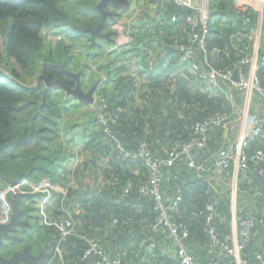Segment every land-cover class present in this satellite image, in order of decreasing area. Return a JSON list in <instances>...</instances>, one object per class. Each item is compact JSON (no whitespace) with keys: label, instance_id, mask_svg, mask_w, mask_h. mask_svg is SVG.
<instances>
[{"label":"trees","instance_id":"obj_1","mask_svg":"<svg viewBox=\"0 0 264 264\" xmlns=\"http://www.w3.org/2000/svg\"><path fill=\"white\" fill-rule=\"evenodd\" d=\"M67 1L70 0H0V179L8 182L18 176L32 180L49 177L53 182L66 187L67 200L61 202L62 195L56 193V199L48 211L53 215L52 219L63 215L65 210L74 213L75 234L67 237L66 241L61 243V255L54 256L58 230L54 225H44L38 222V215L35 213L37 208L31 207V204L27 205L30 199L28 200L29 195H26L23 196L20 206L26 205L28 210L34 209L32 212L34 223L24 231L17 226L14 234L12 233L13 235L17 233L15 239L9 246L4 245L10 248L17 243H22L28 245L34 253L41 250L43 257L40 264H92V259L82 260L87 245L79 238L82 235H90L112 260H119V264H178L176 260L172 261L161 254L154 255L152 252H142L132 259L131 263L128 262L127 255L123 253H109V246L114 248L119 243L125 245V241L128 239L127 233L130 230L136 232L144 225V221L151 223L156 217L153 200L142 196L138 191L139 186L148 182L149 167L143 160H125L117 146L120 144L125 151L132 152L141 143H146L152 156L162 160L168 157L174 143H181L191 138L192 125L195 122L203 121L218 113H229V103L223 96H210L207 91H202L200 89L204 82L202 77L199 74L189 73L182 63L179 65L177 54L171 59H168V55L158 56L159 58L156 59L157 70L163 67L162 63L165 60L173 65L172 71L164 70L165 76L162 78L155 76L154 71L151 72L148 65L142 64L140 66L142 68L141 75L149 73L143 80L140 77L128 78L127 75H122L121 71H124V65L121 64L113 68V62L109 61L106 65L99 66L100 70L106 72L109 79L99 80L96 93L102 94L105 98L102 114L108 119L110 133L117 138L118 143L110 140L109 135L104 133V126L92 111H89L92 112V119L83 113L81 122L79 121L77 125L70 124L69 121H66V113L71 110L80 112L81 109H88L90 105L83 101L72 104V100L75 98L72 95H66L61 99L60 94H66V91L59 86H51L44 92L45 81L43 79L40 82L37 81V68H39L40 73L49 81L59 79L68 86L74 85L75 79L65 71H73L67 67L69 63L60 64L52 60L53 57H50L48 51L47 54H44L45 32L50 27H60L68 23L67 13L58 6L59 3ZM219 7V3L211 0V17L212 12L218 11ZM247 17L250 19L249 22L255 20L253 13L248 14ZM100 19L99 14V19L96 18L92 25L81 27L94 28L101 21ZM108 20L113 23L111 18ZM210 23L206 37L207 60L204 59V53L198 51L194 61L203 73L209 72L211 69L226 71L232 68L233 61L240 50L231 46L229 57H226L223 50H220L218 57L225 58L223 63H218L219 58L215 61L211 60L209 50L214 47L223 48L224 38L220 36L225 31L218 27L216 29ZM106 24L109 25L108 22ZM76 26L80 25L73 21L65 31L66 37L71 42H78L84 38L83 35H86L90 39L88 44L97 45L98 43L100 45V39L108 43L100 36L90 38L88 32H81ZM185 31L186 29L181 37L185 35ZM211 34L214 37L209 39ZM142 37L135 36L134 39L138 38L139 40ZM69 46H65L63 50L68 51ZM98 50L99 48L96 46L95 54ZM121 54L119 53V56ZM121 59L123 60V57ZM183 66L184 68H182ZM4 71L7 72L4 73ZM257 71L260 84L264 88V66H260ZM172 72L176 75L173 76ZM79 73L83 89L88 85V80L82 78L83 71H79ZM86 77L91 80L90 76ZM233 77H238L236 72H233ZM6 78L10 81L7 82ZM220 82L223 87L228 89V82L224 80H220ZM138 92L139 94H137ZM58 102H62L64 105L61 104L62 107L59 108ZM78 126H80L79 129ZM218 128H222V126L213 127L209 132ZM62 129H64V135L62 134L64 138L60 139L59 131H63ZM257 141L252 144L250 152L257 149L264 151V139ZM79 144L85 157L79 169L80 172L76 174L69 168L68 163L75 154L73 147ZM207 146L194 151L199 161L193 168L187 166L184 157H178L170 166H161L162 192L164 173H171L174 181L180 184L181 178L185 174H191L201 165V153L207 149ZM212 157L210 165L213 167ZM69 177L74 180L71 187L67 186ZM88 177L105 184L101 187L98 186L96 193L93 191V187L86 186L81 189V186L75 187L83 180H88ZM194 177V181L190 182L193 196H196L197 192L203 188L215 189L211 182L199 174ZM258 178L262 179L260 175ZM247 180L242 179L244 183H240V188L247 187L245 182ZM258 183H260L259 180ZM128 185L130 189L125 194L124 188ZM179 194L181 196L180 192ZM37 197L39 198V194L35 198H31L30 202L35 203ZM210 198L213 201L206 203H215L216 205L215 227L218 220L225 219L227 221L230 218V213L227 198L218 194L216 190L215 196L211 195ZM186 200L187 196L184 190L183 201L181 196L178 207ZM190 201L196 200L190 198ZM197 202L198 200L195 202L197 207L192 211L193 225L189 227L185 220L179 218L178 210L180 209L170 213V220L186 225L189 229L188 238L190 237V241L191 237H196L204 245L206 235L203 230L206 234L207 232L203 228V221L197 211L206 203L201 205V201ZM134 204L140 208H133ZM77 205L81 207L79 213H75L74 210ZM238 214L243 215L239 211ZM18 230L20 232H17ZM148 230L151 231L146 229V231ZM216 233L218 234L217 230ZM125 237L126 240L123 242ZM4 240L6 239L4 238ZM253 242L252 240L241 251V256L255 264L257 257ZM207 244L208 235L205 249H208ZM217 253L218 251L210 254L207 264H210L212 259L224 264ZM191 254L195 258V254L192 252Z\"/></svg>","mask_w":264,"mask_h":264},{"label":"crops","instance_id":"obj_2","mask_svg":"<svg viewBox=\"0 0 264 264\" xmlns=\"http://www.w3.org/2000/svg\"><path fill=\"white\" fill-rule=\"evenodd\" d=\"M135 1V0H133ZM141 2L142 7V14L141 16L135 17L134 13L130 16L129 19H132L134 25H130L131 32L128 39L126 40H108V43L111 45L107 50L108 55H110V58L113 59L114 54L118 55L117 57H123V60L120 61H114L113 68L118 67V65L123 64L124 67H127V59L128 56H132L131 61H134L137 63L139 68H137V71L133 70H124L121 71L122 75H127L128 78H141L142 80L146 78L147 75H141L142 68H140V63L148 65L149 70L152 72L154 71V75L162 78L165 76L164 70L170 69V71L173 70V65H170L167 60H165L162 63V68L160 70H157V63L156 59L159 58L158 56L165 57L167 56L168 59H171L175 54L178 55L176 51H174L170 45V35L171 34H177V35H183L184 33V26L181 25H174L170 21V16L178 12L179 9H177L172 0H137ZM220 4L218 11L212 12L211 17V26H214L216 29L217 27L225 31L223 34H221L220 37L224 38V46L223 48L214 47L211 50H209V58L211 60L215 61L218 59V54H220V50H223L226 57H229L231 55V46L232 48L237 49L238 51H248L251 53H256L257 55H260L264 50V0H213ZM127 9H121L120 12L126 13ZM253 13V16L255 20L252 22H249V17H247L248 14ZM125 15V14H124ZM152 24V25H150ZM231 28V29H230ZM229 29V30H228ZM157 34V35H156ZM135 36H143L142 39L138 38L135 40ZM214 35H210L209 39H212ZM236 50V51H237ZM144 51V52H142ZM119 53H122L121 56H119ZM142 53V54H141ZM135 55H137L135 57ZM125 57V58H124ZM178 60H179V56ZM225 60L224 57L219 58L218 63H223ZM111 61V60H110ZM138 61V62H137ZM133 62V64H134ZM183 64V63H182ZM179 60V65H182ZM185 65V64H183ZM101 66V64L98 65V67ZM184 68V66L182 67ZM185 69L188 71L187 65H185ZM176 70V69H175ZM176 72V71H175ZM189 73L193 74L192 72L188 71ZM251 74H253V69L250 70ZM258 72V71H257ZM173 76L176 74L174 72ZM259 74V73H258ZM201 83V82H199ZM203 87L200 88L204 92H208L210 96H223L226 98V100L229 103V109L232 113L231 120L229 123L222 126V128L214 129L211 132H209L208 135V146L205 151L201 153V165H199L196 169L193 170L191 174H185L181 179L180 184L176 183L174 179L172 178L171 173H164L163 175V192L165 196V200H173L176 195H179V192L182 196L183 201V195L184 190L187 196V200L182 204V206H179L177 208L179 213V218L185 220V222L189 225H193L192 221V211L197 207V204L195 205V202L198 200V202L203 205L207 201H213L210 196H215V190L218 194H221L224 198H227L228 202V209L229 213L231 214V211H239L244 216L252 217L255 220V229H254V236H253V243L255 245V249L257 252L259 245L261 243H264V182L260 178H258V174L256 172H253V176L255 177H249L247 181V187L246 188H240V183L243 182L237 170L234 167H229L225 171L218 173L214 170V168L210 165V159L211 157L222 147L226 146H236L239 144L242 140V138L245 136V134L248 132L249 128L251 127L254 120L257 119H264V102L261 101L259 95L255 93L254 91H248L246 93H240L235 90L226 89L224 91L216 90L214 92H211L206 88V85L204 82ZM139 94V92L137 93ZM136 94V95H137ZM137 99V98H136ZM264 139V136L259 139ZM258 142V141H257ZM78 146V145H77ZM161 152V149H159ZM163 153V152H162ZM82 157L84 159V154H82ZM80 172V170H79ZM196 174H199V176L206 179L208 182H211L212 185L215 187V189L212 190V188H203L200 192H197L196 196L192 195V183L194 180V176ZM257 175V176H256ZM49 178V177H47ZM50 179V178H49ZM94 180V178H92ZM34 180V179H33ZM257 180V181H256ZM258 180L260 183H258ZM90 183V182H89ZM244 183V182H243ZM58 188H64V186L60 185L59 183H56ZM105 183L100 182L99 180H94L90 184L81 182L79 185L81 188L87 187H93V191L96 193L98 191V186L101 187ZM220 187H223L225 189V194H222V191ZM181 188V189H180ZM66 189V187H65ZM184 189V190H183ZM67 190V189H66ZM83 190V189H82ZM59 192V191H58ZM39 198L37 197L36 202L33 203V206L37 208L35 210L36 215L41 216L40 214V208L47 214V218L51 219L53 215H51L48 211V208H51L57 194L53 193L49 200H47L42 207L40 206V203L43 202V198L46 197V194L38 193ZM38 194H32L28 197V204H32L31 198H35ZM62 195V193H58ZM67 195V194H66ZM45 196V197H44ZM180 196V197H181ZM190 198L196 201H190ZM217 198V197H215ZM67 200V197L62 195L61 202ZM197 202V203H198ZM199 203V204H200ZM4 205V203H2ZM0 203V216L3 209V205ZM10 204V202H9ZM26 204V203H25ZM198 204V205H199ZM24 205V204H23ZM20 206V203L18 205L19 209H21V214L19 215L20 221H22L23 226H19V229L26 230L30 227L32 223H34V214L31 210H28V208ZM11 207V215L9 220L4 223L8 224L11 221L12 217V206ZM199 207V206H198ZM133 208H140V206ZM75 213H79L81 211L80 206L75 207ZM175 210V211H177ZM73 216L74 213L70 212ZM74 217V216H73ZM147 220V219H146ZM41 222V221H40ZM39 222V223H40ZM0 224V225H4ZM147 222L144 221V225L141 227L140 230H137L136 232H133L132 230L127 233L128 239L123 240L125 241V245H116L114 248H109V253L114 254L117 253H123L127 255L128 262L132 261L136 256L141 254L142 252H152L154 255L161 254V256L166 257L170 260H176V247L174 243L167 237L166 232L164 229H160L159 231L153 232V231H146L148 229ZM18 226V225H17ZM16 226V227H17ZM235 224L231 221V218H229L227 221L225 219L218 220L215 224L216 230L218 232L219 237L229 243L230 245H233L237 242V236L234 230ZM204 228V227H203ZM14 231L9 232V235H11V239H6L4 241V244L11 243L12 240L15 239V235H13ZM17 232H20L18 230ZM203 233L206 235V243H207V234L203 230ZM149 237H152L153 242L156 245V248L154 251H148V243H149ZM3 238V237H2ZM199 238V237H197ZM206 243L203 245L201 242L196 239V237H190L186 240V247L188 251L195 254V259L197 260V264H207L208 257L210 256V251L206 248ZM25 247H29L26 244L17 243L14 246L6 247L7 250L10 252V255H12L13 252L22 251ZM5 251V252H6ZM30 251L31 248H30ZM190 252V253H191ZM4 254V252H3ZM32 254L36 255H43V252L35 251L32 252ZM6 257V254H4ZM217 255L219 256V259H221L224 264H231L229 257L226 255L223 251H218ZM131 263V262H130ZM40 264V262L38 263Z\"/></svg>","mask_w":264,"mask_h":264},{"label":"built area","instance_id":"obj_3","mask_svg":"<svg viewBox=\"0 0 264 264\" xmlns=\"http://www.w3.org/2000/svg\"><path fill=\"white\" fill-rule=\"evenodd\" d=\"M174 6L179 9L178 12L170 16V21L174 25H183L186 29L184 36L170 35V45L174 51L178 53L181 63L187 65L188 71L199 74L208 90L214 92L216 90L224 91L220 80L229 83L228 89L235 90L240 93L254 91L264 102V88L260 84L257 70L260 66H264V50L260 55L248 51H241L233 61L231 69L226 71H217L211 69L209 72H202L195 63L194 58L198 51L204 53V59L207 60L206 37L208 33L209 23L211 20V0H172ZM140 17L139 13L134 15ZM152 25V24H150ZM60 38V37H59ZM128 38H126L127 40ZM119 40V39H118ZM122 40V39H121ZM253 69V74L250 70ZM7 71H4L6 73ZM236 72L238 77H233ZM91 107V111L95 113L98 121L104 126L103 131L109 135L110 140L118 143L117 138L110 133L107 124L108 119L102 114L105 107L104 97L97 94ZM99 99V100H98ZM96 102V103H95ZM95 104V105H94ZM232 113H218L208 117L203 121H197L192 125L191 138L181 143H174L171 147L168 157L159 160L152 156L151 150L146 143H141L136 150L132 152L125 151L118 144V149L127 161L143 160L149 167L148 182L139 186V193L153 200L156 217L154 221L147 224L148 229L153 232L164 229L167 237L174 243L176 247V259L178 264H197L194 256L186 247V240L189 236V229L181 222L170 220V213L177 210L181 197L176 195L173 200L166 201L161 190V166H170L178 157H184L187 166L190 168L198 164V156L195 150L203 149L207 146V136L213 127H221L229 123ZM264 135V119L254 120L248 132L242 138L241 142L236 146H226L220 148L212 157V165L216 172L221 173L229 167H234L240 179H248L249 175L256 172L262 177L264 182V151L255 150L250 152L252 144L262 138ZM130 186L124 188V193L129 192ZM59 191V192H58ZM43 193L46 197L40 206L49 200L53 193H62L66 196L65 188H58L51 179L40 177L36 180L29 178H16L11 181H3L0 179V203H4L0 216V224L6 223L11 215V207L8 196L32 195ZM137 207V204L133 205ZM41 222L45 225H54L58 230V241L54 250L56 254L61 255V243L66 238L75 234L76 220L68 211H64L63 215L55 218H47V214L41 210ZM202 219L204 229L208 235V250L210 253L223 251L229 257L231 264H252L241 256V251L253 240L255 220L252 217L239 215L238 211H231L230 218L235 224L234 230L237 236V242L230 245L222 240L216 233L214 227V219L216 215L215 203H206L204 207L197 211ZM85 242L87 248L82 255V260L92 259V264H119V260H112L106 252H104L93 236L82 235L79 237ZM156 248L152 237H149L148 251H154ZM257 262L255 264H264V243L259 245L256 252ZM210 264H221L219 261L211 260Z\"/></svg>","mask_w":264,"mask_h":264},{"label":"rangeland","instance_id":"obj_4","mask_svg":"<svg viewBox=\"0 0 264 264\" xmlns=\"http://www.w3.org/2000/svg\"><path fill=\"white\" fill-rule=\"evenodd\" d=\"M128 2H129V5H128L126 13L120 12L121 9H119V8H117L118 10L108 8V10L113 12L112 18H111L113 20V23H111L107 18L108 21L106 20V22H108L109 25L108 24L104 25V27L102 29V33H107L108 38L110 40H118V39L123 40L125 38H128L130 33H133L129 29H130V25H134V24H133L132 19H129V18L133 13H134V15L136 13H139V15L141 16L142 4H141V2H139L137 0H135V1L128 0ZM97 3H98V0H70V1H67L64 3H59L58 4L59 8L63 9L67 13L68 17L66 20H68V23L66 25H62L60 27H50L48 29V31L45 32L44 54H47L48 52H50V57H53L52 60H55L56 62H58L60 64L61 63L63 64V62H68L69 64L67 67L70 68L71 70H73L72 72L77 73V71L78 72L83 71L82 78L88 80V83H87L88 85L87 86L83 85L84 86V88H83L84 92L87 91V89L89 87L91 88V86L94 85L96 82L98 85V82L100 79H103V80L109 79L107 77L106 72L99 69V67H98L99 64L106 65V63H108L110 60L112 62L118 61L119 63H120V61H122L121 57H117L116 54H114L113 59H111L110 55H108L107 49L111 46L110 45L111 43L109 44V43L105 42L104 40L100 39L99 40L100 45H98V43H97V45L96 44H88L90 39H89V37H86V35H83L84 38L82 40H79L78 42L73 43L65 35V31L69 28V25H71V22H73V21L76 22L77 25H80V26H76L79 29V28H82L81 26H85L88 24L92 25L96 18L99 19L100 13L95 11L96 10L95 6ZM115 22H117V23H115ZM85 33H87V32H85ZM89 36H90V34H89ZM90 38H91V36H90ZM65 46H69V50L66 52L63 50V48ZM96 46L99 48V50L96 52L97 54H95ZM132 59H134V58H132V56H128L127 67H125L124 70H128V71L133 70L134 72L137 71V68H139V66L137 65L136 62L131 61ZM133 62H134V64H133ZM142 64L143 63H140L139 65L141 66ZM37 74H38V76L41 74L39 68H37ZM86 76H90L91 80L88 79V77H86ZM82 78H81V80H82ZM6 80H7V82L10 81L7 78H6ZM96 91H97V89L95 88V90L93 92V98L97 97ZM66 95H67V93L66 94L61 93L60 98L63 99L64 97H66ZM73 98H74V96H73ZM79 102L80 101L76 97L74 98V100H72V104L73 103L77 104ZM61 104L64 105V103L58 102L57 105L59 106V108L62 107ZM88 104L92 105L93 103L92 104L88 103ZM90 107L88 109L84 108V110L81 109L80 112H77V111L73 112L72 110L69 111L68 113H66V121H69L70 124H72V125H77L79 121L81 122V118H82V116H84V115H82L83 113H86L88 115V117H91V119H92L93 118V115L91 114L92 112H89V111H91ZM79 127L80 126H78V129H79ZM62 130L63 131H59L60 132V134H59L60 139L64 138V136H63L64 135V129H62ZM73 148L75 149V154L73 155V157L70 160V162L68 163V165H69V168L74 170V172L77 174V173H79V169H80L82 162H83V157H82L83 153H82L80 144L78 146L77 145L74 146ZM68 181L69 182L67 183V186L68 187L73 186V184H74L73 178L69 177ZM92 181L94 182V180L92 178L88 177V180H83V184L84 183L90 184ZM75 187H80V185L78 184V186H75ZM220 189L222 191V194H225V192H226L225 189L223 187H220ZM31 205H32L31 207L34 208L33 204H31ZM31 211L33 212L34 209H32ZM37 217H38V222H40L42 216H37ZM13 234H14V232H13ZM25 242H27V241H25ZM5 254L7 256H9L10 252L6 251Z\"/></svg>","mask_w":264,"mask_h":264},{"label":"water","instance_id":"obj_5","mask_svg":"<svg viewBox=\"0 0 264 264\" xmlns=\"http://www.w3.org/2000/svg\"><path fill=\"white\" fill-rule=\"evenodd\" d=\"M108 4H112L115 7L119 9H127L129 2L128 0H99V2L96 4L95 9L101 14V21L99 22L98 26L96 28H77L79 31L82 32H89L92 34V37L95 33H100L102 37L108 38V34L104 33L102 34L101 31L106 24V20L108 17H112V13L109 11L107 12L105 7ZM67 73L73 75L76 78V86L75 88H70L67 85H65L61 80H55V81H49L43 74L39 75L37 78V81L40 82V80H44L46 83V87L44 89V92L49 87H61L63 88L67 95H72L76 97L79 101H83L86 103H93V92L97 86V82L91 86V88L84 92L82 90V83L80 81V73H72L70 71L65 70ZM44 99V97H43ZM20 176H18V179ZM23 196L22 194H18L17 196H8V200L12 206V217L11 221L8 224L0 225V264H38L42 260V255H34L32 254V251H30V247H25L22 251L13 252L11 256L6 257L5 251L7 250V246L5 247L3 239H11V235H9V232H12L15 230L16 226H23L22 221L19 219V215L21 214V209H19L18 205L21 202ZM3 237V238H2ZM4 252V254H3Z\"/></svg>","mask_w":264,"mask_h":264},{"label":"flooded vegetation","instance_id":"obj_6","mask_svg":"<svg viewBox=\"0 0 264 264\" xmlns=\"http://www.w3.org/2000/svg\"><path fill=\"white\" fill-rule=\"evenodd\" d=\"M98 2H99V0H98ZM108 8H110V9H117V7H115L114 5H112V4H108V5H106V7H105V9H106V11L108 12H110V13H113V12H111L110 10H108ZM118 10V9H117ZM115 13V12H114ZM114 15V14H113ZM100 18H101V14H100ZM112 18V17H111ZM108 19H110L109 17H108ZM101 20V19H100ZM115 23H117V22H115ZM99 24V23H98ZM98 24L94 27V28H96L97 26H98ZM93 28V29H94ZM101 33H102V31H101ZM90 34V36H91V38H92V34L91 33H89ZM102 34H104V33H102ZM94 36H100V37H102V35L100 34V33H95L94 34ZM93 36V37H94ZM104 39H106L107 41L108 40H110L109 38H105V37H103ZM72 73H75V72H72ZM71 75V74H70ZM74 79H75V82H74V85L73 86H68V87H70V88H75V86H76V78L73 76V75H71ZM55 81V80H54ZM65 84V83H64ZM66 85V84H65ZM90 89V87L87 89V91ZM83 90V89H82ZM84 91V90H83ZM86 92V91H85Z\"/></svg>","mask_w":264,"mask_h":264}]
</instances>
